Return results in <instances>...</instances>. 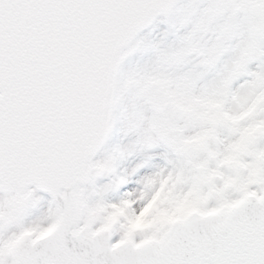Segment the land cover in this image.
<instances>
[{
    "label": "snow or ice",
    "instance_id": "1",
    "mask_svg": "<svg viewBox=\"0 0 264 264\" xmlns=\"http://www.w3.org/2000/svg\"><path fill=\"white\" fill-rule=\"evenodd\" d=\"M0 264H264V0H0Z\"/></svg>",
    "mask_w": 264,
    "mask_h": 264
}]
</instances>
